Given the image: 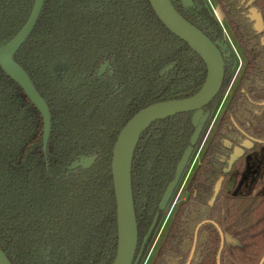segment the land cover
<instances>
[{
  "label": "trees",
  "instance_id": "16d2710c",
  "mask_svg": "<svg viewBox=\"0 0 264 264\" xmlns=\"http://www.w3.org/2000/svg\"><path fill=\"white\" fill-rule=\"evenodd\" d=\"M34 1L0 0V44L22 28ZM193 1L194 7L184 8L180 0H171L213 42L222 39L207 1ZM213 1L245 60L231 106L240 112L247 101L264 111V104H258L264 102V30L255 32L239 0ZM253 4L264 23V0ZM227 51L221 49L225 76L234 65ZM14 60L46 102L51 128L44 152L40 111L0 66V248L12 264H111L117 248L111 173L116 138L147 105L196 93L206 66L165 27L149 0H44ZM105 60L113 75L98 77ZM57 64H62L59 72ZM237 115L234 121L239 122ZM191 116L177 113L150 124L134 148L131 185L138 243L132 264H142L154 239L162 215L157 204L189 144ZM228 117L225 113L212 138L218 145L232 123ZM259 135L264 138V116ZM93 155L97 159L90 168L68 169L76 157ZM215 179L203 164L191 175L187 199L176 208L148 264H186L199 224L189 264H217L218 228L224 235L220 264L259 263L264 196L220 193L209 206Z\"/></svg>",
  "mask_w": 264,
  "mask_h": 264
},
{
  "label": "water",
  "instance_id": "95a60500",
  "mask_svg": "<svg viewBox=\"0 0 264 264\" xmlns=\"http://www.w3.org/2000/svg\"><path fill=\"white\" fill-rule=\"evenodd\" d=\"M149 2L155 14L165 27L174 35L185 41L204 61L207 68V76L200 90L194 95L182 99L160 101L142 108L127 121L118 134L111 157V173L116 200L117 218V248L111 264H132L137 247L138 233L131 188V162L134 148L140 134L147 126L157 120L177 113L195 111L192 119L195 125V131L191 137L190 145L185 150L176 167L175 178L166 188L160 201L159 207L163 209L178 182L191 154L193 145L206 120V116L201 117V108L216 95L220 89L224 76V61L222 55L216 44L212 42L209 37L187 21L175 9L171 0H149ZM43 3L44 0H35L30 16L22 28L10 40L0 44V66L8 76L22 87L30 101L40 111L44 122L43 148L44 152H46L51 128L49 108L35 89L26 71L14 60L15 53L33 30L41 13ZM182 3L184 6H187L191 2L190 0H182ZM249 11L251 13L249 18L254 20V29L257 32H261L263 30V21L260 12H258L255 7H251ZM171 66L172 65H169L163 69L161 74L168 71ZM96 158V156L82 158L74 162L72 168H90ZM232 160L233 158L230 160V163ZM219 185L220 181L216 183L210 204L215 199L219 190ZM219 232L221 236V246L217 254V264H220V251L224 242V235L221 230H219ZM195 242L196 234L194 245L186 264H189L192 258ZM263 263L264 254L258 264ZM0 264H12L1 248Z\"/></svg>",
  "mask_w": 264,
  "mask_h": 264
},
{
  "label": "flooded vegetation",
  "instance_id": "af4514ba",
  "mask_svg": "<svg viewBox=\"0 0 264 264\" xmlns=\"http://www.w3.org/2000/svg\"><path fill=\"white\" fill-rule=\"evenodd\" d=\"M206 1L212 11L214 18L219 23L220 28L222 30V34H223L222 39L217 40L214 43L218 47L221 55H222L221 49L222 50L228 49L229 52L227 51V53L229 55H233L234 57V65L231 68L230 73L227 76H225V61L222 55V58L224 61V76H223L222 84L220 86V89L216 93V95L211 99V101H209L206 105H204L201 108L202 109L201 117L206 116V120L202 126V129L198 135L196 142L193 145L191 154L178 179V182L175 185L163 209H160L159 204L164 195L166 188L175 178L176 168H175L174 178L167 185L160 200L158 201L157 208L159 211H161L162 215L158 223V226L156 229L157 231L155 233L152 244L142 264L149 263V261L154 255L156 247L160 243L163 237V234L165 233V230L168 229V226L172 220V217L174 215L176 208L182 201L187 199V196L189 194V190L187 189L188 182L191 178V175H193L195 170L200 165L203 164L205 167L211 170L212 174L216 175V179L213 182L211 195L209 199L207 200V204L209 206L213 205L217 196L220 193L224 195L233 194V195H240V196L242 195L264 196V183H263L264 178L261 176L263 166H264V138L263 136L259 135L261 123L263 121L264 111L263 109L259 110L258 108L252 107L253 105L247 104V101L244 102L245 103L244 107L240 109V112L237 107L231 106L232 97L236 92L238 82L240 80L241 74L244 69L245 60H244L242 53L238 50V47L236 45L234 38L229 33V30L225 24V20L221 12L219 11V8L215 5L213 0H206ZM180 2L184 8L194 7L193 0H190L191 3H189L187 6L183 5L182 0H180ZM253 2L254 0H239L238 7L242 6L244 8L243 13L245 17H247L248 20L252 22V28L254 29L253 27L254 20H251L249 18V16L251 15L249 11L250 8L255 7L257 9V7L253 4ZM257 11L259 12L258 9ZM263 30H264V23H263ZM263 30L261 32H257L255 30V32L261 34ZM261 40L262 42H264V35L261 36ZM169 65H172V64H169ZM106 74H108L109 76H112L113 70L109 62L105 60L99 64V67L96 71V75L98 77H102ZM206 76H207V68H206ZM242 91H244V89H242ZM179 99H182V98H179ZM214 100H215V104H214L215 107L206 109V107ZM258 104H264V102H261ZM187 112H192L191 123L194 128L193 130V133H194L195 125L193 124L192 119H193V115L195 111H187ZM225 113L229 116L228 118L232 120V123L226 125L225 136L220 138V143L218 145L216 144V142L212 141V138L215 135L216 129L218 128L221 122V119ZM235 115H237L239 122L234 121L233 116ZM191 137H190V140H191ZM190 140H189L188 146L190 145ZM205 155H207V159L205 160V162H202L204 159L203 157ZM93 156H96V155H93ZM87 157H91V156L76 157L74 161L72 162V164L68 167V169L71 170V169L82 168V167L72 168V166L74 162L79 161L82 158H87ZM232 158L233 160L230 163V160ZM218 181H220L219 190L215 196V199L210 204V200L214 194L215 186ZM131 188H132V185H131ZM132 196H133V191H132ZM133 205H134V200H133ZM157 216H158V213L155 215L153 222L156 220ZM200 225L201 224H199L196 227V230H199ZM116 228H117V218H116ZM218 230H221V229L218 228ZM137 233H138V229H137ZM195 234L197 236V231L195 232ZM137 243H138V240H137Z\"/></svg>",
  "mask_w": 264,
  "mask_h": 264
},
{
  "label": "rangeland",
  "instance_id": "374dc122",
  "mask_svg": "<svg viewBox=\"0 0 264 264\" xmlns=\"http://www.w3.org/2000/svg\"><path fill=\"white\" fill-rule=\"evenodd\" d=\"M61 68H62V64H57L56 71L59 72L58 70H60Z\"/></svg>",
  "mask_w": 264,
  "mask_h": 264
},
{
  "label": "crops",
  "instance_id": "0c3cea01",
  "mask_svg": "<svg viewBox=\"0 0 264 264\" xmlns=\"http://www.w3.org/2000/svg\"><path fill=\"white\" fill-rule=\"evenodd\" d=\"M264 264V263H263Z\"/></svg>",
  "mask_w": 264,
  "mask_h": 264
}]
</instances>
